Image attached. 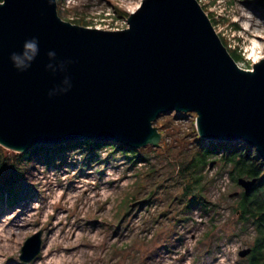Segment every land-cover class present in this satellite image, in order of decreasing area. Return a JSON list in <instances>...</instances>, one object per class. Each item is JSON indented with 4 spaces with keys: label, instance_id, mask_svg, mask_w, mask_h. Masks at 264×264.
I'll return each instance as SVG.
<instances>
[{
    "label": "water",
    "instance_id": "obj_1",
    "mask_svg": "<svg viewBox=\"0 0 264 264\" xmlns=\"http://www.w3.org/2000/svg\"><path fill=\"white\" fill-rule=\"evenodd\" d=\"M33 36L39 51L19 71L9 53ZM173 110L195 112L201 138L243 140L264 161V58L240 67L198 0H141L122 29L65 20L57 0L0 2V145L22 152L78 139L158 144L153 122ZM256 180L237 183L248 192ZM42 235L40 228L24 240L23 263L40 254Z\"/></svg>",
    "mask_w": 264,
    "mask_h": 264
},
{
    "label": "rangeland",
    "instance_id": "obj_2",
    "mask_svg": "<svg viewBox=\"0 0 264 264\" xmlns=\"http://www.w3.org/2000/svg\"><path fill=\"white\" fill-rule=\"evenodd\" d=\"M198 1L206 14H213L212 24L228 48L241 50L243 58L237 61L240 67L251 69L253 63L264 58V12L255 0ZM140 2L69 0L65 5L59 0L57 9L63 19L73 23L122 29L127 26L128 14ZM80 17L85 23L75 20ZM195 116V112L175 110L161 113L153 122L161 136L158 144H150V149L157 148L160 153L153 151L156 154L150 153L149 158L154 162H158L157 158H166V149L170 158L178 157L177 140L191 138ZM169 119L172 122L165 123ZM105 152L104 148L101 157ZM118 154L116 152L115 158L119 159L108 162L100 175L97 165L86 166L80 159L84 158V152L74 147L66 158H77L75 166L40 168L36 175V192L12 205L0 200V264H24L18 258L20 248L24 240L40 228L43 230L42 250L28 264H240L243 257L238 251L248 247L246 241L251 236L235 235L239 228L228 202L222 203L217 226L202 242L199 238L202 230L207 229L208 221L196 211L193 224L179 227L185 241H176L177 233L170 238L178 223L173 212L162 215L165 213L162 210L168 212V208L176 205L163 189H157L149 204L141 207L136 202L130 215L121 222L123 210L117 211V204L130 189L135 171L142 172L144 167L140 162L130 167ZM77 167L82 169L77 171ZM100 168L103 167L100 165ZM152 184L146 180L136 198H142L143 191L149 190ZM220 188L228 195L240 190L226 174L220 180ZM216 189L214 187V193ZM215 237L218 242H214Z\"/></svg>",
    "mask_w": 264,
    "mask_h": 264
},
{
    "label": "trees",
    "instance_id": "obj_3",
    "mask_svg": "<svg viewBox=\"0 0 264 264\" xmlns=\"http://www.w3.org/2000/svg\"><path fill=\"white\" fill-rule=\"evenodd\" d=\"M255 3L264 12V0H255ZM57 10L60 14L59 9ZM207 15L211 22L215 21L213 14ZM79 19L75 20L85 23L84 18ZM219 36L228 48L225 39ZM228 51L236 61L243 58L240 49L228 48ZM167 121L165 123L172 122L171 119ZM191 135L190 139L177 140L178 147L175 145L177 148L175 150L178 157L170 158V153L166 149V158H157L158 162L149 158L150 153L156 154L153 151L160 153L157 148L150 149L152 147L150 144L146 147L131 148L123 143L104 139H78L57 144H35L22 152L0 145V200L4 199L7 204L12 205L36 192L38 186L36 175L40 168L47 170L51 166L60 167L65 164L70 167L75 166L77 158L74 160L66 158L74 147L84 152V158L80 159L86 166L97 165L96 171L100 175L108 162L119 159L115 158L118 152V156L124 157V161H127L130 167L138 162L144 167L142 172L135 171L130 189L124 192L117 204L116 210H123L120 215L121 222L127 219L136 202H139L141 207L149 204L154 200L153 196L158 192L157 189H163L166 196L170 197L176 205V207L168 208V212L162 210L165 212L162 215L173 212V216H176L175 222L178 224L174 233L170 234V238L177 233L176 241L179 243L185 241V236L179 231V227L193 224L195 222L193 212L196 211L201 218L205 216L208 221L207 229L202 230L201 238H199L202 242L217 226L216 220L220 216L222 203L228 202V207L239 228V233L236 232L235 235L247 233L251 236L250 240L246 241L251 248L250 252L239 263L264 264L263 159L253 146L243 140L204 139L198 135L194 126ZM104 148L106 152L101 157L100 153ZM58 156L61 158H57ZM211 161H214V164L210 167ZM100 165L103 168H100ZM81 169V167L76 168L77 171ZM224 174L234 186H239L237 183L239 177H257V180L248 192L239 186L240 190H237V194H232L230 197L220 188V180L223 179ZM146 180L153 184L149 190L143 191L142 198L137 199L138 193L146 185ZM214 187H217L215 193ZM215 238L214 242H218V237ZM209 248L211 249V244Z\"/></svg>",
    "mask_w": 264,
    "mask_h": 264
},
{
    "label": "clouds",
    "instance_id": "obj_4",
    "mask_svg": "<svg viewBox=\"0 0 264 264\" xmlns=\"http://www.w3.org/2000/svg\"><path fill=\"white\" fill-rule=\"evenodd\" d=\"M2 2V0H0ZM39 51V42L38 39L33 36L26 38L22 41L19 51H12L9 53V60L12 63V66L19 71H24L28 67H30L31 62L35 59L37 53ZM49 58L55 57L56 53L53 49H49L47 52ZM47 68L51 67L50 61L46 65ZM65 82L67 83L68 87L71 86L70 81L68 78L65 77ZM62 88L61 91H66L67 88ZM49 94H52L49 91Z\"/></svg>",
    "mask_w": 264,
    "mask_h": 264
},
{
    "label": "built area",
    "instance_id": "obj_5",
    "mask_svg": "<svg viewBox=\"0 0 264 264\" xmlns=\"http://www.w3.org/2000/svg\"><path fill=\"white\" fill-rule=\"evenodd\" d=\"M69 0H61L62 4H67ZM132 12V11H131ZM110 29H119L118 26H112Z\"/></svg>",
    "mask_w": 264,
    "mask_h": 264
},
{
    "label": "bare ground",
    "instance_id": "obj_6",
    "mask_svg": "<svg viewBox=\"0 0 264 264\" xmlns=\"http://www.w3.org/2000/svg\"><path fill=\"white\" fill-rule=\"evenodd\" d=\"M247 25H248V22H247ZM252 43H253V44L256 43V40H254Z\"/></svg>",
    "mask_w": 264,
    "mask_h": 264
}]
</instances>
